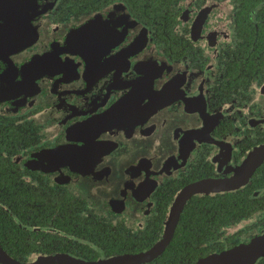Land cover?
<instances>
[{
  "label": "flooded vegetation",
  "instance_id": "flooded-vegetation-1",
  "mask_svg": "<svg viewBox=\"0 0 264 264\" xmlns=\"http://www.w3.org/2000/svg\"><path fill=\"white\" fill-rule=\"evenodd\" d=\"M0 264H264V0H0Z\"/></svg>",
  "mask_w": 264,
  "mask_h": 264
},
{
  "label": "water",
  "instance_id": "water-1",
  "mask_svg": "<svg viewBox=\"0 0 264 264\" xmlns=\"http://www.w3.org/2000/svg\"><path fill=\"white\" fill-rule=\"evenodd\" d=\"M204 185H200V184H196V185H192L189 188L185 189L183 191V193L180 194L179 198L181 199L180 202H178L175 205V209L172 210L171 215L169 217V222L167 225V234L165 235L163 240L168 241L170 235L172 234L175 222L177 221V217H178V213L182 207V204L184 203L186 197H188L190 194L194 193L195 190L202 188ZM162 246H160L159 248L156 247L153 250L149 251L148 254L149 255H154L158 252V250L161 248Z\"/></svg>",
  "mask_w": 264,
  "mask_h": 264
},
{
  "label": "rangeland",
  "instance_id": "rangeland-1",
  "mask_svg": "<svg viewBox=\"0 0 264 264\" xmlns=\"http://www.w3.org/2000/svg\"><path fill=\"white\" fill-rule=\"evenodd\" d=\"M115 175H116V179L115 180H118V181H124L126 180V171H118L115 169Z\"/></svg>",
  "mask_w": 264,
  "mask_h": 264
}]
</instances>
